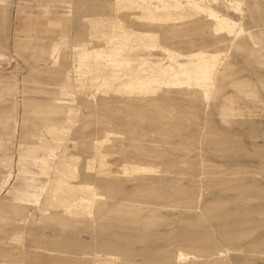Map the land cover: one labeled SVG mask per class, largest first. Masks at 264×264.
<instances>
[{"label":"rangeland","instance_id":"1","mask_svg":"<svg viewBox=\"0 0 264 264\" xmlns=\"http://www.w3.org/2000/svg\"><path fill=\"white\" fill-rule=\"evenodd\" d=\"M216 1L212 8L242 21L243 30L236 46L219 42L220 47L201 50L207 55L194 56L195 63L187 66L194 69L209 53L221 52L204 86L208 97L204 100L196 89V83L203 82L196 80L183 91L154 84L153 95L99 93L87 99L83 91H71L79 79L90 76L78 78L75 71L79 50L74 37L87 34L85 21L90 16L83 13L86 1L0 0V141L6 147L0 157L10 156L9 170L0 168V264H21V252L31 257L35 249L50 253L52 261L97 250L117 255L119 264H168L170 249L176 246L205 259L214 257L216 264H264V0H248L247 8L239 7L238 12L230 0ZM49 20H65V39L59 45L53 44L59 27ZM186 37L173 41L182 52L217 45L200 32ZM68 44L71 47L65 48ZM62 46L55 58L52 47ZM122 50L130 49L115 48L110 66L166 60L157 50L150 57L141 53L135 58L142 62L130 65L118 56ZM177 57L182 62V56ZM62 91L68 93L58 104L63 112L44 113L57 104L54 96L58 93L61 98ZM101 101L108 106L103 112ZM35 108H42L43 114L33 112ZM67 110L70 121L76 110V122L69 131L64 127L58 133L67 131L56 137L62 142L53 158L42 163L47 152L40 146L46 149L43 140L54 136L46 135L45 129L52 123L60 125ZM105 131L119 138L109 134L88 152L85 147ZM67 139L69 153L64 146ZM72 141L79 146L75 148ZM111 146L121 147L111 152ZM136 148H143L147 159L138 158ZM96 149L104 156L113 155L108 159L112 166L95 167L91 154ZM70 154L77 157L67 159ZM63 160L84 167L81 180L112 192L103 202L109 207L103 223L94 228L85 223L61 228L43 216L63 212L56 204L39 207L41 191L51 177L58 178ZM84 160H89L86 169ZM138 160L152 168V175L130 179L111 173L125 161ZM203 208L206 223L203 216V221L196 218ZM158 216L163 219L155 220ZM115 219L134 224L111 223ZM39 253L34 257L41 258Z\"/></svg>","mask_w":264,"mask_h":264},{"label":"bare ground","instance_id":"2","mask_svg":"<svg viewBox=\"0 0 264 264\" xmlns=\"http://www.w3.org/2000/svg\"><path fill=\"white\" fill-rule=\"evenodd\" d=\"M235 1L241 2V0ZM243 1L245 5L248 4V0ZM106 7L109 12V17L100 18L97 16L91 19V24L98 28L97 34L93 35L92 39L93 41L106 42L109 47L112 43H118L116 39L111 38L118 37L120 42L128 45L132 39H145L148 36L147 33H142L139 30L133 29L126 20L128 18L126 14L136 11L147 18V22L144 24L145 31L155 29L158 34L162 33L175 39L177 35L182 36L188 33L198 32L207 36H214L217 39H224L231 37V35L238 37L237 35L241 31V26L237 23L232 20L230 21L212 10L207 0H170V2L166 3L162 0H117L113 4H106ZM152 18H154V20H152ZM100 24H102V26H100ZM233 27H235L236 30L232 29ZM152 38H154V36H152ZM171 54V61L151 64L141 69H109L101 62L91 71L90 76L84 77L85 79H83V81L79 79L71 91H83L84 95L88 96L87 98H93L94 94L99 93L105 96L112 94H127L132 96L143 93L153 95L156 90L153 86L154 84H164L170 88L182 87L181 91H183V87L189 89L190 82L196 80L203 82V84L196 83V89L197 87L200 88V96L202 99L206 100L208 97L204 86L206 85V81H209L218 62H220L219 55H221V52L209 53L208 58L203 59L202 64L194 69H189L180 61L176 60L178 58L177 56L180 55L179 53L175 52ZM222 56V58H225L224 55ZM92 88L93 91L90 93ZM66 94H68L66 91H62L61 98L67 99ZM70 118V116L66 118L67 123L60 125L52 123V125H49L45 129L46 135L59 133L64 127L69 128L73 124ZM108 137L109 134L106 133L105 139ZM99 150L100 149H96V157L101 165H105L106 161L104 157L106 154L104 156ZM63 161L64 162L57 168L58 178L53 181L50 191L44 196L43 205L56 204L67 209H72L71 212L74 214L83 215L84 213L85 218L90 219L98 200L103 201L105 199L104 194L99 192L95 187L77 184V165L74 162ZM100 168L102 169L101 166ZM111 173L117 174L122 178L125 176H132L130 179H133L134 176H150L153 171L151 167L141 162H136L134 164L125 163L120 165L118 169L116 168L114 171H111ZM77 210H81V212L77 213ZM204 210L205 208L202 209L199 216L196 215V218L199 220L204 219V221H201L206 223ZM169 256L170 261L168 264H216L218 260L214 259V257L205 259L200 256H195L178 247L171 248ZM38 263L49 264L43 261ZM119 263H121V261H119L117 257L115 258L111 255L92 252L84 256H79L76 262L70 261L61 264Z\"/></svg>","mask_w":264,"mask_h":264},{"label":"crops","instance_id":"3","mask_svg":"<svg viewBox=\"0 0 264 264\" xmlns=\"http://www.w3.org/2000/svg\"><path fill=\"white\" fill-rule=\"evenodd\" d=\"M25 1H28V0H25ZM34 1H37V2H44V1L45 2H49L50 1V2H56V3H69V2H72V0H48V1L47 0H34ZM85 1H86V7H84V9H83L84 10L83 13H85L87 15L90 14V16L85 21L86 25H87V34L86 35H81V34L78 33L74 37L75 48H78V50H79V52L75 55V59H77L79 61V66L76 67V70H75V71L78 72V74L76 75V76H78V78H81L82 75H84V74L91 73V71H93L101 62H103L106 65V67L109 68V69H111V68L141 69V68H144V67L149 66L151 64L166 62L167 60L170 59L171 53H175V52L179 53L182 56V59H181L182 62L181 63L184 64L187 67V66L192 65V63H195V57L194 56H197V55L199 56V55H202V54L203 55H207V52H204V51H201V50H215L218 47H220V45H219L220 43L219 42H221V45L225 44L226 42H228L230 48L232 47L233 44L236 46V43H237V39H236V37L234 35H231V37H227V38H224V39L223 38L217 39L214 36H209L210 38H212L215 41V43L217 44L216 46L211 44V45H208V46H201V47L197 48L196 50L182 52L179 48H177V46H175L173 44V41H175L177 39H181V38H187L186 36L188 34L184 35V36H178L177 35L176 36L177 38L175 39L173 37L170 38L167 35L162 34V33L158 34L157 30H155V29L150 30V31H145L144 24L147 22V18L142 16L140 12L136 11V12H130V13L126 14L128 16V18H129V19L127 18L126 20L133 27V29L139 30L142 33H147L148 36L145 39H132L130 44H128V45L125 44V43L120 42V39L118 37L111 38V39H116L118 41V43H112L110 45V47H109L108 43H106V42H101V41H97V40L93 41L92 37H93V35L97 34L98 28L94 27L91 24V19L92 18H96L97 16L100 17V18L109 17V12H108V14H104L105 12L108 11L107 7H104V6H106L105 4H109V3L113 4L117 0H111L109 2H107L106 0H85ZM139 1H142V0H139ZM146 1H149V0H146ZM162 1H164V3L170 2V0L169 1L162 0ZM207 2L209 3V7L212 10H214L212 8L211 4L212 3L214 4L217 1L216 0H207ZM229 4H230V6H232V8H233V10L235 12L239 11V7L240 8L241 7L247 8V5L244 4L243 0H241V2H236L235 0H230ZM214 11H216V10H214ZM242 11H241V14L243 13ZM216 12L219 13L220 15L226 17L230 21L231 20L234 21L239 26H241V30H243L242 29L243 28L242 21H236V20H234L232 18H229L228 16L223 15L219 11H216ZM152 20H154V18H152ZM48 22H51V24L59 27L58 32L60 34L55 39L56 41L53 39V41H54L53 44L55 42H57V44L59 45L63 41L62 38L65 39V36L63 35L64 34L63 31L67 28L65 26V20L64 21L49 20ZM100 26H102V24H100ZM232 29L236 30L235 28H232ZM152 36H154V38H152ZM87 39H89V40H87ZM66 42L68 43V41H66ZM64 47L65 48H67V47L70 48L71 44H68V46H64ZM131 47H133V48H131ZM62 48H63V46L56 50V49H53V47H52L51 52L52 51L56 52L55 54L53 53L52 55L53 56L55 55V58H57L56 57L57 54H58L57 52L60 49H62ZM83 48H86L88 50L86 51V49H83ZM115 48L130 49V50H122V51H119V53H118V56L119 57L121 56L120 59H123L124 62H128L130 65H131V63L138 64V63L142 62L141 60H138L137 58H135L138 55H141V53L146 55L147 57H150L151 54L153 52H157V50H159V52L161 51L164 54V57L166 58V60L161 61V62H152V61L151 62H142V64H140L137 67H132V66L130 67L128 65H123V64L110 66L111 62L113 60L112 57H113V55H115V53H114ZM154 49H156V50H154ZM39 53L41 54V52H39ZM43 55H45V54H43ZM50 56L51 55H49V57ZM84 65H89L90 67L92 66L93 68L91 70H88V69H86L87 67H84ZM58 95L59 94L57 93L54 96V101L57 104H54V106H51L49 108L46 107L45 108L46 111L44 113L57 112L59 114L62 111V107H60V105H58V104L62 103L63 101H61V100H63V99H61ZM103 96H105V95H103ZM84 97L87 98L88 96L84 95ZM90 99H92V98H90ZM52 101H53V99H52ZM72 101L74 103L75 100H72ZM101 103L102 104L100 106V110L103 112V111L108 109L107 108L108 106H107L106 102H102L101 101ZM40 110H42V108H38V109L35 108L33 112H36V114H37V113L41 112ZM68 111L69 110H67L65 112V114H63L64 115V119L62 120L63 122L61 124H64L66 122V118L71 113V110H70V112H68ZM73 112H74V115H75V116H72V121H73L72 123L73 124L69 128H67V131H69L72 128V126L75 124V122H76L75 121L76 110H74ZM47 124H49V123H47ZM47 124H45V125H47ZM44 126H42L41 129ZM67 131L64 134H66ZM106 133L112 135V137L114 136L117 139L119 138V136L118 135H114V133L112 131H109V132L105 131V132H103V136L101 137L100 140L95 139L93 141L92 145L86 146L85 148L90 149V151H91L95 146H99L100 143L102 141H104V137H105ZM33 134H35V133H33ZM64 134H61V136H59L58 133H55L54 136L55 135L56 136L55 137L53 136L52 139L46 138L45 140H43L46 143V145H47V148H46L47 150L45 148H43L42 146H40V147L44 151L47 152V157L40 159L42 163L46 162V161L49 162V160H51V158H53L55 152L59 149V148H57V146L62 142V140L58 141V139L56 137H58V136L62 137V135H64ZM53 140H57V142H55ZM67 141L68 142L64 146H65L66 151H68V153H69L70 151L66 148V145L68 143L70 144L71 142L68 139H67ZM109 143H111V140H109ZM73 144H74L75 148H77L79 146V143L76 142V141L75 142L72 141V145ZM120 147L121 146H119V147L113 146L111 152L113 151V149L120 148ZM0 150H3L4 152L6 151V147H5L4 143H2V141H0ZM60 152H61V150H60ZM96 154H97V152L93 151V153L91 155L94 158V161L96 162V166L95 167L97 168L99 165H101V163H99V161H98V159L96 157ZM134 154L136 156H138V158L145 157L143 159H147L146 158L147 154L145 155V150L143 148H136L135 151H134ZM58 155H59V152H58ZM76 155L77 154H73V155L70 154V156L67 157V159H72L73 160L75 157H77ZM106 155H108V156H107V158H105L106 159L105 165L108 164V166H112V163L108 159H110V156L113 157V155L112 154H106ZM124 158H126V157L124 156ZM9 160H10V156H2V157H0V168H1V170H5V171L9 170V165H10ZM60 161L61 160H59L58 162H60ZM86 161H89V160H86ZM86 161L84 160L85 169L87 167H89V164L86 163ZM136 162H141L142 164H144V162H142L141 160H138ZM136 162H134V163H136ZM125 163H128V162L125 161ZM134 163H130V164H134ZM57 164L58 163L55 164V168L57 167ZM80 165L81 164H78V166H77L78 172H77L76 183L79 184V185H89V186H91L93 188L95 187L97 190H99V192H102L104 194L105 199H106V196H110V193H112V192L108 193L107 189H105V190L101 189V188H99V187H97L95 185H92V184L80 179V173H79L80 169L84 168V167H81ZM121 165H123V164H121ZM53 171H55V169ZM56 171H57V169H56ZM56 171H55V173H56ZM82 171H83V173H85L84 170H82ZM95 173H97V171H95ZM85 174L89 175L87 173H85ZM53 177H51L47 181L48 183L46 185V188L41 191L42 192V201H41L39 207L43 208V206H45V205H43L44 196H45L46 193H48L50 191V187L53 184V181L55 179H57V178L53 179ZM105 179H108V178L105 177ZM145 179H151L152 180L153 178H145ZM107 181H111V180H107ZM37 197H38V194H34L33 199L34 198L36 199ZM104 200L103 201H99L98 200V202H97V204H96V206L94 208L92 217L90 219H86L85 216H84V213H83V215L74 214V213L71 212L72 209H67L65 207H62L63 208L62 214H56L55 211H57V210L52 209V210H54L52 214L51 213H45L46 215H43V216H45V218H49L51 222H53V223L55 222L61 228H66L68 226H73L75 223H85L87 225L89 224V225L92 226V228H94V226L97 223H103L100 220L102 219V217H104V213H107V210L109 208L108 206H106V204L103 203V202H105ZM18 211H22L23 214L26 213L25 210H23L21 208H18ZM80 212H81V210H77V213H80ZM115 218H117V217H115ZM23 219L25 221L24 223H27L28 220L26 218H23ZM156 219L162 220L163 218L158 216L157 218H155V220ZM110 221H111V223H114V224H117L118 222L126 223L128 225L134 224L133 222H129V221H126V220L122 221V220L115 219V221H112V220H110ZM135 223L140 225L139 221H135ZM176 247H173V248H176ZM39 252H41L43 256L41 258L37 257V256L34 257L35 254L40 255ZM92 252L100 253V254H106V255H111V256H113L115 258L117 257L119 259V261H120V258L117 255L115 256L113 253H110L108 251L107 252H99L97 250H93V251H91L89 253H92ZM31 253H33L34 255L30 257V253L25 252V251L21 252V256H22L21 264H30L29 263L30 261H33L36 264H39L38 262H41V261L49 263V264H61V263H64V262L73 261L74 259L76 260L77 258H79V256H84V255L89 254V253H81L80 255H78L76 257L74 256V257H69V258L67 256L69 254H65V256H63V257H66L68 260H64V261L55 260V261H52V259L50 258L51 254L46 252V251H40L38 249H35Z\"/></svg>","mask_w":264,"mask_h":264}]
</instances>
